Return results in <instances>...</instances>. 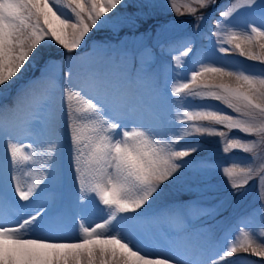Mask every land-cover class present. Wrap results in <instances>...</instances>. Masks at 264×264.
<instances>
[{
    "label": "snow or ice",
    "instance_id": "1",
    "mask_svg": "<svg viewBox=\"0 0 264 264\" xmlns=\"http://www.w3.org/2000/svg\"><path fill=\"white\" fill-rule=\"evenodd\" d=\"M123 3L0 0V94L35 66L41 47L53 42L71 65L90 32L120 23L108 14ZM216 3L168 0L170 10L193 17L197 29L205 19L201 10ZM218 16L215 50L264 66V0H230ZM240 17L251 19L238 25ZM172 52L177 54L170 64L156 67L146 50L135 74L84 63L74 76L71 68L57 73V62L50 61L18 88L12 104H0L8 184L5 190L0 166V264H228L238 253L264 260V227L245 230L243 221L238 234L224 236L209 255L181 209L153 210L167 185L184 178L182 170L200 174L220 167L185 159L199 151L181 143L194 134L218 138L225 154H246L221 169L233 195L253 180L264 188V69L255 73L206 57L189 62L190 42ZM161 74L170 88L146 92L142 82L155 85ZM165 104L175 108L173 127L180 126L171 135L162 128ZM65 137L82 206L73 219L75 239L55 235L57 202L43 199ZM97 202L103 217L88 219L83 206Z\"/></svg>",
    "mask_w": 264,
    "mask_h": 264
},
{
    "label": "rangeland",
    "instance_id": "2",
    "mask_svg": "<svg viewBox=\"0 0 264 264\" xmlns=\"http://www.w3.org/2000/svg\"><path fill=\"white\" fill-rule=\"evenodd\" d=\"M181 2L183 0H178V3ZM229 3L230 0H217L215 5L201 10L205 19L197 29L193 27L194 18L188 15L178 16L170 10L168 0H124L122 8L120 6V13L108 14L113 21L118 20L120 23L114 26L110 21L90 32L85 38L87 42L73 54L76 59L71 65L68 64L65 50L54 45V42L51 46L41 47L35 66L25 72L21 80L0 94V104H12L18 88L38 77L41 69L50 61L57 62L55 69L57 73H66L71 68L75 76L82 73L84 63L100 65L101 62L95 60L96 55L111 53L115 61H108L103 65L110 67L115 65L121 71L135 74L141 69V60L146 50L151 52L155 66L162 67L170 64L172 55L177 54L173 53L172 49L179 48L186 42H190L194 48V52L186 58L189 62L206 57L224 60L229 64L246 67L249 71L259 73L264 66L247 61L235 52L225 55L215 50L218 46L212 32L215 30V21L219 19L218 10L226 8ZM244 19L251 17H240L236 23L242 25ZM141 86L146 92L153 86L163 91L170 88L171 81L166 74H161L155 85L145 81ZM160 112L166 122L162 125L163 130L169 132V135L176 132L180 126L173 127L174 106L170 108L165 104L160 108ZM217 140L216 137L194 134L181 142L182 145L195 144L199 149L192 157L185 159L206 161L212 166L220 167L214 170L210 168L200 174H194L190 169L182 170L184 178L177 183L168 184L153 209L156 212H164L170 208L181 209L193 230L201 234V242L205 244L209 255L223 242L224 236L238 234L239 227L245 226L243 221L247 222L245 230L258 232L264 227V200L261 199L264 188L253 180L239 190V195H233L234 190L225 183L226 178L222 176L223 166L229 164L231 159L246 154L239 150L225 154ZM23 142L27 144L30 141L25 139ZM0 166L5 170L2 182L7 190L6 142L3 139H0ZM48 184L49 190L43 199H55L59 209L53 222L59 228L55 235L75 239L78 229L73 228V219L82 214V206L77 204L78 185L74 181L70 147L66 137L62 140L56 158V172ZM83 209L87 211L88 219L99 221L104 215L103 206L98 202L96 205L83 206ZM2 210L5 213L10 211L7 204ZM228 264H264V260L238 253L229 258Z\"/></svg>",
    "mask_w": 264,
    "mask_h": 264
},
{
    "label": "trees",
    "instance_id": "3",
    "mask_svg": "<svg viewBox=\"0 0 264 264\" xmlns=\"http://www.w3.org/2000/svg\"><path fill=\"white\" fill-rule=\"evenodd\" d=\"M121 8H122V6H121ZM120 12H121V10H120V6H118L117 9L114 10L113 13L116 14V13H120ZM111 14H112V13H111Z\"/></svg>",
    "mask_w": 264,
    "mask_h": 264
}]
</instances>
